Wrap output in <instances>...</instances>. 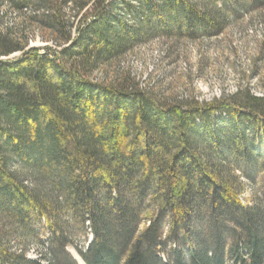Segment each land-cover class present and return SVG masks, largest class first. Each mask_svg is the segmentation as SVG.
Listing matches in <instances>:
<instances>
[{"label":"trees","instance_id":"trees-1","mask_svg":"<svg viewBox=\"0 0 264 264\" xmlns=\"http://www.w3.org/2000/svg\"><path fill=\"white\" fill-rule=\"evenodd\" d=\"M0 6L21 17L15 32L0 16V264H42L29 244L48 264H77L68 247L85 264H264V95L169 101L128 72L92 78L156 39L218 36L264 0ZM29 27L55 45L29 47ZM244 180L263 189L251 206Z\"/></svg>","mask_w":264,"mask_h":264},{"label":"rangeland","instance_id":"rangeland-1","mask_svg":"<svg viewBox=\"0 0 264 264\" xmlns=\"http://www.w3.org/2000/svg\"><path fill=\"white\" fill-rule=\"evenodd\" d=\"M67 14L72 17L74 12ZM0 16L4 29L20 31L21 17L16 13L0 6ZM25 37L29 47L55 45L31 27L25 30ZM126 72L140 88L151 89L169 101L208 103L232 96L240 88L260 97L264 95V10L239 11L218 36L196 40L160 38L137 46L119 61L96 70L92 78L109 82ZM243 183L240 201L251 206L255 202L254 192L263 194L261 183ZM87 241L90 237L80 240L79 245H86ZM68 250L76 253L73 247ZM46 253L34 244H29L25 251L28 259H39L42 264H48Z\"/></svg>","mask_w":264,"mask_h":264},{"label":"water","instance_id":"water-1","mask_svg":"<svg viewBox=\"0 0 264 264\" xmlns=\"http://www.w3.org/2000/svg\"><path fill=\"white\" fill-rule=\"evenodd\" d=\"M74 256H75V257H74ZM76 257L79 258V259H81V258L75 253V254L73 255V258L75 259ZM75 261L77 262L76 259H75ZM81 261H82V259H81ZM82 263L85 264L83 261H82ZM77 264H80V263L77 262Z\"/></svg>","mask_w":264,"mask_h":264},{"label":"bare ground","instance_id":"bare-ground-1","mask_svg":"<svg viewBox=\"0 0 264 264\" xmlns=\"http://www.w3.org/2000/svg\"><path fill=\"white\" fill-rule=\"evenodd\" d=\"M71 252H72V251H71ZM74 257H75V256H74ZM76 258H77V257H76ZM76 258H75V259H76ZM77 259H78V258H77ZM77 259H76V260H77ZM78 260H79V259H78ZM77 262H78V261H77ZM78 263L83 264L82 261H81V259H80V262H78Z\"/></svg>","mask_w":264,"mask_h":264}]
</instances>
